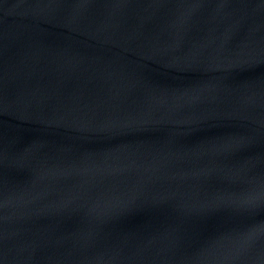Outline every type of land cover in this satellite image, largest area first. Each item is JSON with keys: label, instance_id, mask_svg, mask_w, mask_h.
Returning a JSON list of instances; mask_svg holds the SVG:
<instances>
[{"label": "water", "instance_id": "95a60500", "mask_svg": "<svg viewBox=\"0 0 264 264\" xmlns=\"http://www.w3.org/2000/svg\"><path fill=\"white\" fill-rule=\"evenodd\" d=\"M0 264H264V0H0Z\"/></svg>", "mask_w": 264, "mask_h": 264}]
</instances>
